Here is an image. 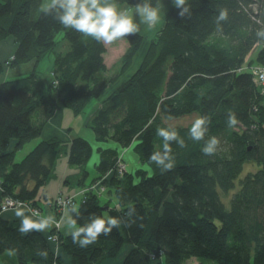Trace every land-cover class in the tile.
Here are the masks:
<instances>
[{
	"label": "trees",
	"instance_id": "16d2710c",
	"mask_svg": "<svg viewBox=\"0 0 264 264\" xmlns=\"http://www.w3.org/2000/svg\"><path fill=\"white\" fill-rule=\"evenodd\" d=\"M41 2L0 0V40L15 38L13 63L40 61L55 50L54 81H43L36 70L0 80V199L9 194L42 208L39 189L54 177L57 159L67 145L68 163L85 166L93 144L79 134L68 141L58 135L42 138L22 160L15 158L25 143L41 136L59 106L82 118L87 104L97 99L100 103L86 121L96 140H114L120 150L133 145L150 172L140 168L135 175L124 171L120 176L118 148L98 146V176L90 183L112 173L103 184L109 193L114 191L120 206L103 202L91 190L79 204V215H71L78 225L92 214L112 216L120 220L119 227L81 248L69 233L61 232L62 224L50 231L58 234V240L51 242L48 233L21 234L18 222L0 216V253L15 252L17 264H64V255L53 250L55 244L72 264H100L130 244L122 264H189L193 257L215 264H264V93L251 70L264 65V39L256 35L264 28L260 23L264 12L260 18L255 11L264 0H190L191 19L178 17L171 4L138 68L110 92L130 70L146 35L125 37L128 47L121 68L108 74L107 46L63 28L41 13ZM136 2L118 0L119 4ZM221 8L228 20L218 31L214 21ZM58 34L68 41L64 49L56 50ZM216 34L228 39V44L210 42ZM257 43L261 47L256 58L245 68ZM3 70L0 64V74ZM230 111L238 120L233 128L227 126ZM192 112L210 118L207 135L220 140L216 153H202L204 141L189 138L190 126L171 125L186 147L173 143L175 166L162 171L149 159L162 150L157 128L169 126L165 119ZM88 176L86 169L77 175L79 186L88 184ZM230 191L228 207L222 193ZM64 212L59 214L61 219ZM45 251L46 256L38 255Z\"/></svg>",
	"mask_w": 264,
	"mask_h": 264
},
{
	"label": "clouds",
	"instance_id": "9594fccd",
	"mask_svg": "<svg viewBox=\"0 0 264 264\" xmlns=\"http://www.w3.org/2000/svg\"><path fill=\"white\" fill-rule=\"evenodd\" d=\"M171 4L178 10V17L191 19L192 4L190 0H171ZM165 7L164 0H137L134 4L121 7L118 0H42L40 11L44 15L52 16L63 28L74 30L82 36L107 46L121 38H129L145 30H154L162 19ZM228 20V13L218 9L215 16L216 29L222 30V22ZM256 35L264 39V28L257 31ZM14 57V56H13ZM238 120L234 112L227 114V126L233 128ZM211 120L207 116L197 117L188 129V136L195 142L204 141L202 153L212 156L216 153L220 140L216 136H208ZM156 134L162 138L161 151L153 152L149 157L162 171H170L175 166V157L172 154V144L176 143L181 148L186 147L185 140L179 135L177 129L171 125L159 127ZM207 137V138H206ZM28 203V202H27ZM23 204L15 208V216L20 220L18 231L27 234L32 231L43 232L56 224L52 215L43 216L39 212L27 209ZM79 215V205L72 204L66 213L69 235L73 243L84 248L95 243L101 235H110L114 228H118L120 220L112 216L92 214L86 223L77 224V219L71 215ZM131 215V213H129ZM57 227L59 225L57 224ZM51 239V238H49ZM59 249L57 248V254ZM46 256L47 252L38 253Z\"/></svg>",
	"mask_w": 264,
	"mask_h": 264
},
{
	"label": "rangeland",
	"instance_id": "374dc122",
	"mask_svg": "<svg viewBox=\"0 0 264 264\" xmlns=\"http://www.w3.org/2000/svg\"><path fill=\"white\" fill-rule=\"evenodd\" d=\"M164 3H165V7H164V9L162 11V14H161L162 15V19H161L159 25L157 26V28H155L154 30H145L142 27L141 33L143 32L146 35V40L144 41V43L141 46V48L135 53V55L133 57V60H132V64L130 66V70H128L127 74L125 76H123L121 79L124 80L130 73L134 72L138 68V66L142 62V59H143L142 56H144L143 54L145 53V51H146V49L148 47L149 40L152 39V37L154 36L155 31L158 30V28L163 26V24L165 22V13H166L167 9L169 8V6L171 5V0H164ZM119 5L121 7H123L124 5H129V4L128 3H120ZM255 11L257 12L258 17H260L259 15H261L264 12V6L260 5V4L259 5L256 4L255 5ZM260 23H261V25L264 26V23L262 21ZM57 37H58V39H61L62 38V34H58ZM10 40H13V39L8 37L6 39V41H5L7 43V46H6V51L7 52L10 51L11 46H12V42L13 41L10 42ZM210 42H212L214 44H218V45H225V44H228L229 40L226 39L224 36H222L220 34H216V35H213L210 38ZM65 45H68V41L66 39H64V40L61 39L59 41V43L57 44L56 50L64 49ZM127 47H128V40L126 38H121V39H119L117 41H114L113 43L107 45V51L105 53V62L107 64V67H108V70H109L108 74H111V72H116V71H118L121 68L122 57H123ZM260 47L261 46L259 45V43L254 45V47H253L252 51L250 52L249 56H247V59H246L245 65H244L245 68L247 67L246 64L247 63L249 64V60L256 58V55H257ZM15 49H16V47H15ZM13 51H14V49L12 50V53H13ZM12 53H9L6 57H4V58H2L0 60V64L3 65V69H4L3 72H2L3 74L1 73L2 76H4V73L6 72V70H9L8 68H10V70H14V71H13V75L10 76L9 79L14 78L15 75H17L16 77H21V76H24V75H28L31 71L36 70L37 72H39V76H40V78L43 81L46 82V81H52V80L54 81L55 80V75L53 73V68H54V65H55V50L49 51L40 61H36L35 59H32L31 61H27V62H23V63H13L14 53L13 54ZM25 71H30V72H26L25 73ZM121 79H119L118 82L115 83L114 85H112L108 89L109 91L108 90L107 91L110 92L112 90V88H115L119 84ZM3 80H5V79H3ZM99 103H100V100H98V99L97 100H92L91 102H89L87 104L86 108L84 109V115L85 114H89L91 111L94 112V110H96V108H97L96 106H98ZM263 103H264V100H263ZM91 114H89L87 116V118ZM199 116L200 115H199L198 112H192V113H189V114H186V115H183V116L168 118V119H165L164 121L166 122L167 125L191 126L192 122ZM65 120H67V116L65 117ZM41 139H42V137L41 138L40 137H36L35 139L25 143L22 148L17 150L15 160L16 161L22 160L24 158V156L29 151H31ZM92 142H93V150L96 151L98 145L101 144V142H97V141H92ZM107 142H109L111 147L116 148L115 146L117 145V142H115L114 140H109ZM112 143H114L116 145L113 146ZM135 143H136V141L134 142V145H135ZM12 145H13V140L11 142V146ZM117 148H118L119 152L124 154L123 151L119 149L118 145H117ZM133 150H134V147H133ZM122 154L119 155V164H118V166H119L120 169L122 168L125 171H131V172L134 173V175L137 174V170H139L140 168H147L148 171L150 172V167L147 164L143 163V162H138L136 165L133 162H131V167H129L128 160H126L128 158V156H126V155L123 156ZM94 160H95V157L91 158L85 164V166H83V167L78 166V165H72V164L68 163V165L70 166V169L68 170V174H72V175H75L77 173L80 174L84 169H86V170H88L90 172V174H89V176L87 178V181H89V183H90V181L96 176L95 165H93ZM63 161L68 162V155H67L65 149L62 150V153L60 154V157L57 159V162L55 164V168H54V171H53L54 172V174H53L54 176H55V173H57L58 165L61 164ZM122 174H123V172H119L120 176ZM111 176H112V174H110L107 177L108 178L107 179L108 182L110 181ZM137 177L139 178V176H136L135 179ZM105 180H106L105 177H102L97 182H93V183H90V184L88 183V185L83 187L82 190L80 191V193H81L80 196H77V194H76V195H74L76 197H74L72 194L65 193L63 190H61V191L58 192L57 195H55L54 197L49 198L48 201H47V205H49L52 208V210L55 212V214L57 216L56 224H57V222H59V225L62 224V219L59 217V214L61 212L65 211L66 209H69L71 207V205L70 206H64L63 204L59 205L57 203V200L60 197L61 198L72 197L74 200H76L75 204L79 205L83 201V199H86L88 192H90L92 190L93 192L97 193L100 196V198H101V196L104 193L109 194L108 189H106V186L103 184V181H105ZM79 184L80 183H78L77 179L75 178L74 181L71 184V187H74V186L79 185ZM44 188H45V185H43L41 187L42 190L39 192V194L43 193V189ZM62 193L65 194V197L61 196ZM232 193H233V191H230L229 194L222 193L223 201L225 202V204L228 207L230 206V199H231V196L233 195ZM105 197H106V195H104L103 198H101L103 202L110 200V199H105ZM30 206H31V208L32 207H38V206H32V205H30ZM38 208H39L40 214H41L42 208H40V207H38ZM56 224H53V226L50 229V231L52 229L58 230V227H57ZM50 231L47 234V237L51 233ZM52 233H54V231ZM43 234H46V232H43ZM129 248H131L129 245L128 246L125 245L124 248L122 249V251L116 257V259L120 260L119 258L122 257L128 251ZM109 258H115V257H109ZM187 263H189V264H215V262L210 260V259L198 258V257H193V258L189 259L187 261ZM71 264H72V262H71Z\"/></svg>",
	"mask_w": 264,
	"mask_h": 264
},
{
	"label": "crops",
	"instance_id": "0c3cea01",
	"mask_svg": "<svg viewBox=\"0 0 264 264\" xmlns=\"http://www.w3.org/2000/svg\"><path fill=\"white\" fill-rule=\"evenodd\" d=\"M7 38L0 40V60L2 58L6 57L9 53H12L13 49L15 51V47L17 46V44L15 42V38L13 36H9V38L13 39V40H10V42H12V41L13 42H12V46H11L10 51L7 52L6 51L7 43L5 42ZM14 51H13V53H14ZM8 69L9 70H6V72L4 73V76H2L3 73L0 74V80H3V79L8 80L10 78V76L13 75V71L14 70H10V68H8ZM26 72H30V71H25V73ZM125 75L126 74H123L121 76V78L123 76H125ZM16 76L17 75H15L14 78H16ZM122 80L123 79H121L120 82ZM92 112L93 111H91L89 114H91ZM89 114H85L84 115V113H83L82 118H78V117L74 116L73 112L69 108H66V107L63 108V107L59 106L55 110L54 115L52 117H50V119L47 121V124H46V126H45V128H44V130H43V132H42V134L40 136V138L41 137L45 138V137H48V136H51V135H58L61 138L67 139V141H68V140H70L72 138L73 135H78L79 134V135H82V136L86 137L87 139H89L91 141V143L93 144L92 141H97V140H96V134H95L94 130L91 127L86 125V121L88 119L87 116ZM66 116H67V120H65ZM80 120H83V121H80ZM71 126L73 128H72V132L70 133V132L67 131V128L71 127ZM12 140H13V144H14L15 140L14 139H12ZM112 145L115 146L116 144L112 143ZM117 145L119 147L118 143H117ZM117 145L115 147H117ZM98 146L111 147L109 142H107V141L106 142H101V144H99ZM67 148H68V145L65 147V149H67ZM121 150L123 151L124 154L119 152V155L122 154L123 156H125V155L128 156V158L126 160H128L129 167H131V162H133L135 165L138 162H141L140 159H139V156L133 150V145H131L129 147L121 148ZM94 157H95V160L93 162V165L97 166V163L100 161V153L98 152V150H96V151L94 150L93 151V154H92L91 158H94ZM69 169H70V166L68 165V162L63 161L61 164L58 165L57 173H55V176L53 178L49 179L44 184L45 188L43 189V193L39 194V204L42 206L41 215H43V216L52 215V216L55 217V220H56L57 216H56L55 212L52 210V208L49 205H47V201H48L49 198L54 197L55 195H57L59 191L63 190L65 193H70V194H75V195L77 194L78 196L81 195L80 191L82 190V188L84 186L76 185L74 187H71V184L74 181V179L77 177L78 173L75 174V175L68 174V170ZM97 173L98 172L96 170V176H98ZM89 174H90V172H89ZM110 174H112V173L109 172V174H106L103 177H105V179H106ZM67 179L69 180V183H67V182L65 183V180H67ZM92 180L90 182H92ZM87 182L89 183V181H87ZM41 190L42 189L40 187L39 192ZM1 192H2V190H1V187H0V194H1ZM104 195H106L105 199H110L108 202H109V204L111 206H118V207L120 206L119 202H118V200H117V198H116V196L114 194V191H113V193H109V194L104 193L101 196V198H103ZM21 204L26 206V213L28 215H31V212L27 211V209H31L32 210L31 206L27 202H23ZM17 206L1 210L0 211V216L4 217L5 219L9 220L10 222H15L16 221V222H18L20 224L19 218H17L15 216V208ZM68 210L69 209H66L65 212H64L65 214H64V217L62 219V226L60 228L61 232H64V233H69V229H68V226H67V218L68 217L66 216V213L68 212ZM50 229L45 230L43 232H46V234H47V233H49ZM128 245L130 247H132V245H130V244H127L126 246H128ZM52 246H53V250L55 251L56 254H57V248L59 249L57 255H61V254L64 255V257H65L64 264H71V262H72L71 261V257L69 255H67L66 253H64L59 245L56 246L55 244H53ZM129 249H128V251H129ZM126 253L122 257L119 258L120 260H117L116 257L115 258H107L104 261H102L100 264H122V261H123L125 255H126ZM17 263H18V259H17V255H16L15 252L8 251V252L0 253V264H17Z\"/></svg>",
	"mask_w": 264,
	"mask_h": 264
},
{
	"label": "built area",
	"instance_id": "2783aa9c",
	"mask_svg": "<svg viewBox=\"0 0 264 264\" xmlns=\"http://www.w3.org/2000/svg\"><path fill=\"white\" fill-rule=\"evenodd\" d=\"M252 72L254 74V79L255 81L257 82L258 86L260 87V90L264 93V65H255L252 67ZM119 164V162H118ZM119 167V166H118ZM119 171L120 172H124L125 170L124 169H120L119 168ZM85 199H83L84 201ZM25 201H22L16 197H13L12 195H5L3 198L0 199V210H3V209H8V208H11V207H15L21 203H23ZM57 203L59 205H64V206H70L72 204H75L76 203V200H74L72 197H66V198H59L57 200ZM32 210L36 211V212H39L40 213V210L38 207H32ZM57 224L59 225V222H57ZM56 224V225H57ZM51 238V239H49ZM48 239L53 242V241H57L58 240V234L57 233H50L48 235ZM152 256L154 257L155 256V252L152 251Z\"/></svg>",
	"mask_w": 264,
	"mask_h": 264
},
{
	"label": "water",
	"instance_id": "95a60500",
	"mask_svg": "<svg viewBox=\"0 0 264 264\" xmlns=\"http://www.w3.org/2000/svg\"><path fill=\"white\" fill-rule=\"evenodd\" d=\"M104 208H108V206H105Z\"/></svg>",
	"mask_w": 264,
	"mask_h": 264
}]
</instances>
